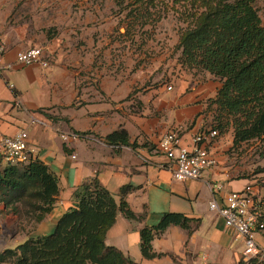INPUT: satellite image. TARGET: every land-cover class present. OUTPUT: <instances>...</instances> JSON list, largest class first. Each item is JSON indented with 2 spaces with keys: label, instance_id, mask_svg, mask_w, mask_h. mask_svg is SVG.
I'll return each instance as SVG.
<instances>
[{
  "label": "crops",
  "instance_id": "crops-1",
  "mask_svg": "<svg viewBox=\"0 0 264 264\" xmlns=\"http://www.w3.org/2000/svg\"><path fill=\"white\" fill-rule=\"evenodd\" d=\"M18 2L0 0V42L11 65L0 74V139L26 130L35 160L49 167L60 188L54 210L38 224L35 236L53 233L74 206L79 187L97 178L118 204L123 188L134 189L125 201L141 221L119 212L106 236L108 246L134 262L238 264L243 239L209 206L214 184L242 190L253 179H234L243 168L224 156L234 147L233 129L215 141L219 165L199 180L175 181L169 160L158 148L170 130L178 132L183 146H193V135L216 115L210 99L216 97L220 81L209 74L208 84L197 86L192 76L180 75L169 91L163 73L138 64L132 52L122 55L120 42L100 41V15L63 0H27L21 8ZM34 47L44 48L52 58L49 68L16 62L18 52ZM120 129L136 148L108 144L106 136ZM72 134L78 139L63 140L62 135ZM0 209H6L4 203ZM3 211L0 237L4 250L14 249L21 242L9 240L12 225ZM165 213L184 214L200 223L192 224L191 233L169 227L152 242L157 256L145 259L141 230L157 225ZM256 240L264 249V232Z\"/></svg>",
  "mask_w": 264,
  "mask_h": 264
},
{
  "label": "trees",
  "instance_id": "trees-1",
  "mask_svg": "<svg viewBox=\"0 0 264 264\" xmlns=\"http://www.w3.org/2000/svg\"><path fill=\"white\" fill-rule=\"evenodd\" d=\"M176 1L190 4L183 13L188 22L180 41L183 66L208 73L221 83L216 97L210 99V104L216 106V129L223 133L224 127H234V146L263 138L264 23L258 0ZM76 134L82 138L87 135ZM105 139L113 146L137 147L130 143L125 129ZM132 190L131 186L123 188L118 204L97 178L85 182L74 194V206L60 218L53 233L30 238L15 249H5L0 253V264H138L106 244L119 212L129 220L141 221L125 201ZM0 191L11 199L28 191L29 195L36 193L41 200L35 207L40 212L39 223L54 210L60 194L56 176L37 160L2 169ZM193 223L200 220L165 213L157 225L141 230L143 257L151 260L157 256L152 242L169 227L179 226L191 233ZM238 264H264V259L241 260Z\"/></svg>",
  "mask_w": 264,
  "mask_h": 264
},
{
  "label": "rangeland",
  "instance_id": "rangeland-1",
  "mask_svg": "<svg viewBox=\"0 0 264 264\" xmlns=\"http://www.w3.org/2000/svg\"><path fill=\"white\" fill-rule=\"evenodd\" d=\"M14 1H19L20 5L17 7L21 8L27 0ZM63 1L70 2L74 8L81 6L83 11L86 10L92 15H100V41L120 42L122 55L132 52L137 56L135 60L138 64L146 63L148 67L156 68L157 73L164 74V85L174 87L175 79L180 75L192 76L198 83L197 86L208 84V73L187 69L181 61V35L188 27L183 13L190 9V4L176 0ZM17 7L10 13V18L16 13ZM195 7L197 9V6ZM257 7L264 23V0H258ZM215 118L216 115L208 122L207 128H216L218 123ZM231 128L224 127L225 131L221 132V137L229 134ZM230 137L234 140V132ZM227 154L224 155L226 160H231L236 166L243 168L234 179L253 178L250 183L259 182L264 186V137L232 146ZM30 191L23 196H13L12 199L1 192L0 203H4L6 207L3 214L10 217L9 222L12 225L8 232L10 241L16 240L23 244L30 238H36L40 212L35 207L40 205L41 200L36 193L29 195Z\"/></svg>",
  "mask_w": 264,
  "mask_h": 264
},
{
  "label": "built area",
  "instance_id": "built-area-1",
  "mask_svg": "<svg viewBox=\"0 0 264 264\" xmlns=\"http://www.w3.org/2000/svg\"><path fill=\"white\" fill-rule=\"evenodd\" d=\"M7 48L0 42V74L11 69L6 62ZM16 62L23 66H51L52 58L42 47H34L16 54ZM168 90H172L169 86ZM221 137L216 128H203L192 137V147L183 146L176 130H170L158 143L159 150L165 154L175 181L199 180L209 169L217 167L219 160L213 153L214 143ZM64 141L77 140L72 134L62 135ZM35 160L29 147V134L20 130L14 136L0 139V171L8 166H26ZM213 198L210 209L222 218L225 225L235 230L243 239V261L264 259V249L256 236L264 232V186L259 182L248 183L242 190H229L220 184L212 186ZM0 209V227L4 223ZM5 241L0 237V253L4 251Z\"/></svg>",
  "mask_w": 264,
  "mask_h": 264
}]
</instances>
